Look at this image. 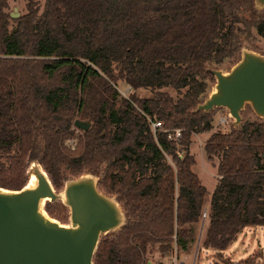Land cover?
I'll return each mask as SVG.
<instances>
[{
    "label": "trees",
    "instance_id": "trees-1",
    "mask_svg": "<svg viewBox=\"0 0 264 264\" xmlns=\"http://www.w3.org/2000/svg\"><path fill=\"white\" fill-rule=\"evenodd\" d=\"M7 6L0 0L1 187H23L29 159L55 189L65 173H101L97 188L115 195L126 222L101 235L93 264H164L146 257L155 244L186 255L203 213L201 247L216 256L244 227L264 226V119L207 138L220 177L207 211L193 157L176 152L212 127V111L196 110L214 77L210 65L238 61L252 28L264 36L254 0H44L41 11L28 0L15 19ZM118 81L152 96L119 97ZM166 87L185 90L173 99ZM147 117L180 128L181 137L153 133ZM78 118L90 127L71 155L64 139ZM45 209L60 216L65 205L46 201ZM261 257L246 264H264V247Z\"/></svg>",
    "mask_w": 264,
    "mask_h": 264
},
{
    "label": "water",
    "instance_id": "water-1",
    "mask_svg": "<svg viewBox=\"0 0 264 264\" xmlns=\"http://www.w3.org/2000/svg\"><path fill=\"white\" fill-rule=\"evenodd\" d=\"M254 1L264 6V0ZM243 52L229 74L211 69L216 79L215 91L196 107L206 112L225 107L234 127L241 121L240 111L245 103L264 118V56ZM73 125L85 131L90 122L75 119ZM39 167L36 164L27 171L28 178H36L34 187L0 186V264H93L101 235L126 222L117 205L120 203L99 191L96 175L81 174L65 181L63 203L69 208L71 225L49 222L41 216L40 208L45 201L60 200V195L46 171Z\"/></svg>",
    "mask_w": 264,
    "mask_h": 264
},
{
    "label": "rangeland",
    "instance_id": "rangeland-1",
    "mask_svg": "<svg viewBox=\"0 0 264 264\" xmlns=\"http://www.w3.org/2000/svg\"><path fill=\"white\" fill-rule=\"evenodd\" d=\"M253 2V1H252ZM34 3L37 4L39 11L42 10L44 6V0H34ZM7 8L6 11L10 14L11 19H15L17 17H12L11 13H17L18 17L27 12V4L28 0H7ZM254 6L257 9L258 18L264 19V6L260 7L255 4ZM14 22L10 20L9 27L13 26ZM243 28V25H239ZM244 38V43L242 52H252L257 55L264 56V36L259 35L255 30L251 29V36L249 38ZM241 52L240 59H242L243 54ZM238 60V61H239ZM235 60L230 61V59H225L221 64L216 66L210 65L211 67H215L216 70L221 71L223 74L227 75L230 71L238 64ZM216 79L207 80V90L204 94V98L201 102H203L206 98L209 97L211 93L215 91ZM119 92V97L127 98L129 94L134 93L137 97H150L151 91L149 88H132L130 85L126 84L124 81H118V86L116 87ZM163 91H167L173 99H176L181 96V93L184 92L185 88L181 89L177 92L175 89L170 87H166L162 89ZM212 111V120H211V129L202 132H196L192 135L190 139V143L188 145V149L186 150L183 146L177 144L176 152L182 157L186 152H188L194 159L195 164L193 165V171L198 175L200 182L206 187L207 190V200L208 197L212 193L214 187L217 185L219 176L217 174V164L219 161V157L212 156L211 158L204 151V144L209 137V135L213 132H225L228 131L232 122L234 121L232 117H230L227 109L225 107H214L209 110ZM241 122L245 120H263L256 115L253 111L252 107L249 103H245L240 111ZM220 118H225L226 123L219 124L218 121ZM79 119V118H78ZM71 134L64 139L65 147L69 150L71 155L76 154L78 137L82 136V129L77 128L73 124H71L70 128ZM166 161L173 165L171 157L166 155ZM39 161L37 159H29L27 162V171H31L32 167L38 164ZM39 170H42L43 167L40 164ZM44 170V169H43ZM47 174V173H46ZM87 172H83L82 175H86ZM66 176L67 178L62 182V184L55 189V191L60 195V202L63 203L64 199V188L65 181L72 178L73 175ZM81 175V174H80ZM101 175V173H100ZM100 175L96 176L97 180L101 177ZM48 176V174H47ZM49 178V176H48ZM29 178L26 180V184ZM50 180V179H49ZM52 183V182H51ZM25 184V185H26ZM104 193L102 190H99ZM107 196H110V199H115V195L104 193ZM208 201L204 207H208ZM46 203V201H45ZM45 203L43 205V209L51 218L57 220L59 223L64 225H71L69 208L65 205V209L60 213V216H51L45 209ZM119 209L122 211L121 205L117 204ZM203 213L200 224L197 225L196 228V239L192 244L191 250L186 255H181L179 258H175L173 255H167L160 253L159 245L155 244L153 247L149 249L146 254V257L151 262L162 261L164 264H246L248 261L260 262L261 258H258L263 252L264 247V226L262 225H252L244 227L237 235L236 238L229 244L227 247V251L223 250L221 252V256H216L213 249L203 248L201 247L202 240L204 238V234L208 225V215H204Z\"/></svg>",
    "mask_w": 264,
    "mask_h": 264
},
{
    "label": "built area",
    "instance_id": "built-area-1",
    "mask_svg": "<svg viewBox=\"0 0 264 264\" xmlns=\"http://www.w3.org/2000/svg\"><path fill=\"white\" fill-rule=\"evenodd\" d=\"M147 119L150 122V127H151V130L153 133H155L156 130H165L167 133V138L170 140H175V141H177L181 137V129L180 128L163 129L162 123L160 121H157L155 119H151L149 117H147ZM218 123L224 125L226 123V119L220 118Z\"/></svg>",
    "mask_w": 264,
    "mask_h": 264
},
{
    "label": "bare ground",
    "instance_id": "bare-ground-1",
    "mask_svg": "<svg viewBox=\"0 0 264 264\" xmlns=\"http://www.w3.org/2000/svg\"><path fill=\"white\" fill-rule=\"evenodd\" d=\"M35 183H36V178H35V176L34 175H31L30 177H29V180H28V182H27V184L24 186V188H30V187H34V185H35ZM3 191H5V190H3ZM46 199V198H45ZM42 203H44V200L41 202V205H42ZM40 214H41V216L45 219V220H47V221H56L55 219H53V218H51V217H48V215L45 213V211L42 209V208H40ZM64 227H67L66 225H63Z\"/></svg>",
    "mask_w": 264,
    "mask_h": 264
},
{
    "label": "crops",
    "instance_id": "crops-1",
    "mask_svg": "<svg viewBox=\"0 0 264 264\" xmlns=\"http://www.w3.org/2000/svg\"><path fill=\"white\" fill-rule=\"evenodd\" d=\"M210 195H211V194H210ZM210 195H209V197H208L209 200H210ZM207 201H208V200H206V202H207ZM205 205H206V203H205ZM208 208H209V201H208V207L206 206V207H205V210L207 211ZM227 249H228V248H226L225 251H227Z\"/></svg>",
    "mask_w": 264,
    "mask_h": 264
},
{
    "label": "flooded vegetation",
    "instance_id": "flooded-vegetation-1",
    "mask_svg": "<svg viewBox=\"0 0 264 264\" xmlns=\"http://www.w3.org/2000/svg\"><path fill=\"white\" fill-rule=\"evenodd\" d=\"M240 25H242V24H240ZM253 30H255L254 28H252ZM250 32H251V30H250Z\"/></svg>",
    "mask_w": 264,
    "mask_h": 264
}]
</instances>
